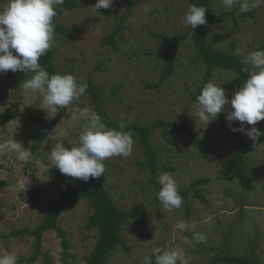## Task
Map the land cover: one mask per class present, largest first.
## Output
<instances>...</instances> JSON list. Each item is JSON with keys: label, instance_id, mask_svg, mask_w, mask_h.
Listing matches in <instances>:
<instances>
[{"label": "rangeland", "instance_id": "rangeland-1", "mask_svg": "<svg viewBox=\"0 0 264 264\" xmlns=\"http://www.w3.org/2000/svg\"><path fill=\"white\" fill-rule=\"evenodd\" d=\"M74 1L80 6L71 10L56 7L54 20L71 30L68 36H53L50 49L58 72L72 74L78 81L90 80L99 89L103 109L113 118L137 125L176 121L202 144L200 150L184 131L175 129L158 128L150 136L157 152L158 175L170 173L178 190L186 189L194 179L204 180L197 187L206 202L183 198L181 206L171 210L154 200L149 172L139 165L144 155L136 139L130 156L104 161L105 174L99 179L108 196L118 208L135 215L121 229L128 249L118 246L106 264H145L154 248L176 251L178 264H212L216 254L225 253L247 255L253 263L264 264V135L255 141L244 135L251 190H243L235 179L218 173L231 153L230 135L219 129L230 106L208 126L193 116L196 98L192 94L202 82L206 66L190 38L179 43L172 74L157 87L152 86L166 65L162 55L167 49L165 37L186 29L183 17L189 7L187 0L141 1L115 36L114 46L102 45L101 40L118 23L117 17L129 0H113L108 9L99 11L93 8L96 0ZM240 2L226 8L222 0H210L207 11L215 17L203 34L212 49L244 60L264 46V0H247L250 10L246 12L239 11ZM145 7L151 9L147 14ZM32 75L31 71L11 70L0 74V121L5 120L0 124V142L15 139L29 150L38 141L39 121L52 118L51 113L46 114L41 94L23 90V81ZM234 77L233 70L214 68L209 81L221 86L230 99ZM84 108L96 113L87 93L70 104L67 115L35 151L30 150L28 163L18 161L15 153H0V256L14 254L16 264H85L96 242V229L86 228L91 209L85 200L63 210L57 220L66 231L71 256L64 254L56 232L48 230L42 236L41 252L35 260L27 261L25 258L33 253V237L12 234L17 229H33L43 218L46 200L64 191L68 177L54 167L50 151L57 142L78 146L86 121L73 120L72 114ZM255 127L264 132L263 120ZM27 180L24 191L19 183ZM35 194L41 198L34 199ZM181 222L186 225L184 229L178 227ZM199 234L206 237L205 242L194 239Z\"/></svg>", "mask_w": 264, "mask_h": 264}, {"label": "clouds", "instance_id": "clouds-1", "mask_svg": "<svg viewBox=\"0 0 264 264\" xmlns=\"http://www.w3.org/2000/svg\"><path fill=\"white\" fill-rule=\"evenodd\" d=\"M65 0H0V74L9 70L13 73L31 71L30 79L23 81L25 93H39L48 116L56 117L58 109L67 108L78 101L86 93L87 82L78 81L72 74H49L40 64L41 56L46 55L53 44L54 17L56 7L63 5ZM237 0H222L224 7L231 8ZM113 0H96L93 8L97 11L108 9ZM247 0L240 2L239 11H249ZM151 9L145 7L147 14ZM206 8L195 4L189 5L183 17L185 27L193 30L206 24ZM15 53V54H14ZM242 71L247 73L243 86L232 94L229 99L225 90L209 81L204 84L200 94L192 105L193 116L209 125L226 106L232 109L226 115L230 131L241 132L253 141L264 132L255 125L264 120V50L249 53L243 60ZM45 108H41L44 109ZM73 120L83 119L86 124L79 135L78 146L66 147L63 142H57L51 148L50 158L61 174L66 177L87 182L90 178H99L105 174L104 161L114 156L128 157L132 153L133 139L130 132H125L126 123L123 120L118 128L108 129L99 114L90 108L74 110ZM240 122V127L233 128L231 123ZM19 124V122H18ZM245 125H252L246 128ZM15 153L16 159L28 163L31 152L18 141L0 142V153ZM160 190L157 198L166 210L179 208L183 198L178 186L170 173H162L156 177ZM27 181H21L19 187L26 190ZM178 227L184 229L181 222ZM203 243V234L194 236ZM187 243V238H185ZM178 264L180 259L176 251L161 248L152 249L151 255L145 258V264ZM0 264H16V256L8 254L0 256ZM186 264V261H185Z\"/></svg>", "mask_w": 264, "mask_h": 264}, {"label": "trees", "instance_id": "trees-1", "mask_svg": "<svg viewBox=\"0 0 264 264\" xmlns=\"http://www.w3.org/2000/svg\"><path fill=\"white\" fill-rule=\"evenodd\" d=\"M141 1L143 0H129L127 2L125 11L117 17L118 23L112 28L110 33L101 40L102 45H115V36L118 35L119 32L124 28V22L131 14L132 8ZM209 1L210 0H187L188 5L195 4L197 6H203L206 8V24L200 25L194 30L188 26L185 30L179 33L165 37L167 49L162 52V55L166 59V65L161 69L158 81L152 86L157 87L172 74L175 67V57L178 45L181 41H184L187 38H190L194 42L198 56L206 66L203 80L198 86L197 91L192 94L193 99L200 94L204 84L209 82L212 76V70L214 68L234 71V92L243 86L245 80L247 79V73L242 71V68L245 66L243 64V60L234 54L212 49L204 37L203 29L206 27L207 23L215 17L214 14H211L207 11V5L209 4ZM76 6H80L76 1L65 0L64 4L58 7L59 9L65 7L68 10H71ZM53 22L55 24L54 34L61 33L65 36L70 34L71 30L69 28L57 23L55 20ZM262 48H264V46L256 48L254 51L261 50ZM39 64L50 75L60 73L54 65L52 49H50L46 55L40 57ZM85 82L88 84L86 93L90 95L94 103L95 111L102 118V121L106 127L108 129L119 130L118 125L123 120V122L126 123V128L123 129V131L130 132L132 139H136L137 144L140 146L144 155V159L139 163V165L149 172L148 180L155 189L154 200L156 203H159L157 193L161 186L156 179L158 176L157 171L159 169V166L157 165V152L150 142V136L152 135L153 131L158 128H161L162 130L168 128L184 131L189 140L193 144L199 146L200 150H202V144L200 143L199 139L182 123L176 121L168 122L163 120H155L147 125H137L131 123L127 119H115L103 109L100 102L101 96L99 89L90 80L87 79ZM231 110L232 109L229 107L228 112ZM66 115V108H61L58 110L56 117L49 120H40V134L38 141L30 147V150L35 151L38 146H40V144L46 139L48 133L51 132ZM3 122H5V120L0 121V124ZM231 126L233 128L240 127V122L234 121L231 123ZM219 129L227 131L230 135L231 153L229 155L227 164L221 167L218 170V173L221 176L235 179L243 190H251L252 184L248 176V166L245 159L246 142L244 139V134L241 132L230 131L228 122L225 118L219 122ZM203 182V179H194L186 189L179 190V194L184 199L194 198L200 202H206L205 196L201 193V189L197 187L198 184ZM39 197L41 198V196L38 194L34 195V199ZM79 200H85L91 209V213L86 221V228L96 229V242L88 256L85 258V264H106L108 255L118 246L128 249L121 235V229L128 219L135 218L133 211H125L118 208L116 203L108 196L107 191L99 178H90L87 182H85L80 179L68 177V182L64 191L57 198L53 200H46V210L43 214V218L33 229L23 228L12 231L13 235H28L33 237V253L30 257L25 258L27 261L31 262L35 260L36 256L41 252L42 236L48 230H53L56 232L57 236L60 238V244L63 248L64 254L71 256L68 252L69 243L67 241L66 231L59 227L57 220L63 210L69 208ZM152 259L153 264H155V257L153 256ZM218 262H224L226 264H255L247 255H233L230 253L216 254L212 259V264H217Z\"/></svg>", "mask_w": 264, "mask_h": 264}]
</instances>
